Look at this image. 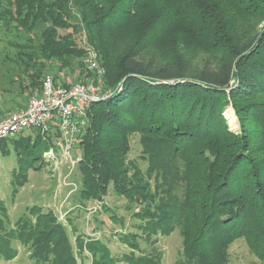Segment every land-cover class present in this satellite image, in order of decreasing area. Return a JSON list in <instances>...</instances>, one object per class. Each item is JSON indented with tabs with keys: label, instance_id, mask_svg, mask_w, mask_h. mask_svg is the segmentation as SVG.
Here are the masks:
<instances>
[{
	"label": "trees",
	"instance_id": "trees-1",
	"mask_svg": "<svg viewBox=\"0 0 264 264\" xmlns=\"http://www.w3.org/2000/svg\"><path fill=\"white\" fill-rule=\"evenodd\" d=\"M0 22L29 36L32 52L23 58L32 55L44 68L28 73L31 95L40 93L44 74L59 83L69 58L94 78L84 57L87 48L96 52L104 69L99 85L112 94L90 104L75 136L78 199L109 212L103 199L113 191L133 204L138 225L122 238L128 247L179 227L176 264H226L237 239L264 264V0H0ZM228 107L236 133L224 116ZM6 112L12 107L0 105V116ZM136 134L144 171L127 161ZM59 138L53 126L46 137L37 132L31 150L29 137L0 140L4 155L13 144L18 160L30 157L13 183L21 186ZM42 143L38 157L33 150ZM143 174L158 179L152 194ZM15 243L34 264H77L52 212L32 205L10 224L0 202V260L17 256ZM88 248L100 253L94 264H116L100 241Z\"/></svg>",
	"mask_w": 264,
	"mask_h": 264
},
{
	"label": "rangeland",
	"instance_id": "rangeland-1",
	"mask_svg": "<svg viewBox=\"0 0 264 264\" xmlns=\"http://www.w3.org/2000/svg\"><path fill=\"white\" fill-rule=\"evenodd\" d=\"M31 44L28 35L18 32L14 28L6 27L3 22H0V105H5L7 108L12 107V112L17 107L25 106L30 97L34 96L31 95L32 90L27 86L30 75L28 73L44 70L39 59L32 55L27 56L26 59L23 58L24 54H31ZM88 51L95 53L99 70L94 71L96 74L94 78L97 83L93 81L92 76L87 74L85 66L81 69L75 59L69 58L70 70L64 73L57 84L99 85L98 80L102 79L104 69L99 66L97 54L92 48H87L84 62L87 61L86 54ZM23 63H28L29 68H25ZM47 75L53 78L50 74H44L41 84ZM8 113L6 112V114ZM224 116L229 129L236 133L239 130V123L231 107L226 108ZM36 134L37 131L35 130H26L15 138L29 137L30 141L26 143V146L31 150ZM128 145L130 151L127 155V161L136 163L144 171L147 164L139 158L141 151L139 136L137 134L131 135ZM43 146L42 143L40 147L35 150L32 149L38 157L41 155L40 150ZM19 148L25 150L23 147ZM9 149L7 155L0 152V202L4 203L7 208L10 224L15 223L32 205L40 206L43 212H52L67 233L77 264H94V261L99 259L100 253L93 254L88 248V245L96 240L107 247L116 264H128L126 258L131 253L135 257H155L158 259V264H176L178 260H181L183 248L179 227L168 236L159 234L151 236L152 243L146 242L142 238L137 239L138 249L133 251L122 240L124 236L129 235V232L135 231L134 226L138 225L135 218L131 216V211H138L133 204L131 208H128L127 200L117 196L113 191L109 192V195L103 199L105 206L110 208L109 212L104 211L103 207L97 204L98 202L79 201L80 173L78 166L77 164L72 165L71 159L65 157L61 151H53V157L46 155L50 149H55L52 147L43 153L42 159L34 162L33 167H28L25 182L18 186L13 183L14 176L20 167L24 168L29 163L30 157L23 155L24 161L18 160L13 144L9 145ZM71 156H74L73 149ZM143 181L150 186L149 190L152 194L154 183L158 181L156 176L146 177L143 174ZM176 192L179 193V189H176ZM137 201L139 202L138 199ZM155 202L157 204L158 201ZM112 214L116 215L118 219H112ZM80 240L83 244L82 248H79ZM15 246L18 249L17 256L12 261L0 260V264H34L29 259L27 248L19 243H15ZM227 254L226 264H263L250 251L243 239H237L230 244L227 248Z\"/></svg>",
	"mask_w": 264,
	"mask_h": 264
},
{
	"label": "built area",
	"instance_id": "built-area-1",
	"mask_svg": "<svg viewBox=\"0 0 264 264\" xmlns=\"http://www.w3.org/2000/svg\"><path fill=\"white\" fill-rule=\"evenodd\" d=\"M86 56L89 68L99 71L95 53L88 51ZM111 94L112 92L94 84H56L47 75L38 95L31 96L23 108L0 116V140L13 139L26 130H35L46 137L55 126L60 138L56 141V149H50L46 155L53 157V151H61L71 159L72 165H76L79 157L71 156L74 136L85 126L90 104L106 99Z\"/></svg>",
	"mask_w": 264,
	"mask_h": 264
},
{
	"label": "crops",
	"instance_id": "crops-1",
	"mask_svg": "<svg viewBox=\"0 0 264 264\" xmlns=\"http://www.w3.org/2000/svg\"><path fill=\"white\" fill-rule=\"evenodd\" d=\"M24 106H22V107H17V108H15V109H13V110H15V111H17V110H19V109H21V108H23Z\"/></svg>",
	"mask_w": 264,
	"mask_h": 264
},
{
	"label": "bare ground",
	"instance_id": "bare-ground-1",
	"mask_svg": "<svg viewBox=\"0 0 264 264\" xmlns=\"http://www.w3.org/2000/svg\"><path fill=\"white\" fill-rule=\"evenodd\" d=\"M231 114V113H230Z\"/></svg>",
	"mask_w": 264,
	"mask_h": 264
}]
</instances>
